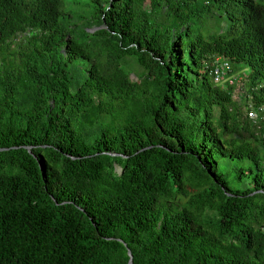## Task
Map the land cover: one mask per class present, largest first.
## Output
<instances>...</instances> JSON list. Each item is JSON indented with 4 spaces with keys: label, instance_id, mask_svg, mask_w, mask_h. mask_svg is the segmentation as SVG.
Wrapping results in <instances>:
<instances>
[{
    "label": "trees",
    "instance_id": "obj_1",
    "mask_svg": "<svg viewBox=\"0 0 264 264\" xmlns=\"http://www.w3.org/2000/svg\"><path fill=\"white\" fill-rule=\"evenodd\" d=\"M128 249L264 264V0H0V264Z\"/></svg>",
    "mask_w": 264,
    "mask_h": 264
},
{
    "label": "built area",
    "instance_id": "obj_2",
    "mask_svg": "<svg viewBox=\"0 0 264 264\" xmlns=\"http://www.w3.org/2000/svg\"><path fill=\"white\" fill-rule=\"evenodd\" d=\"M219 66H217L213 73V79L219 83L227 82L229 85L234 84L235 78L233 75L224 76L226 71L230 70V64L227 60H218ZM249 117L256 118L258 114L252 109L248 113Z\"/></svg>",
    "mask_w": 264,
    "mask_h": 264
},
{
    "label": "rangeland",
    "instance_id": "obj_3",
    "mask_svg": "<svg viewBox=\"0 0 264 264\" xmlns=\"http://www.w3.org/2000/svg\"><path fill=\"white\" fill-rule=\"evenodd\" d=\"M229 30H232V29H229ZM140 69H139V67L138 66H136V65H132L131 64V72L133 73V74H135L136 72H138ZM134 76V75H133ZM135 78V77H134ZM147 102H150V103H154L155 101H156V98L154 97V96H152V95H147V96H145V98H144ZM105 102H106V106H107V108L110 110L111 109V102H110V100L108 99V98H106L105 99ZM185 187L188 189V190H190V191H194V186H193V184H192V182L190 181V180H186L185 181Z\"/></svg>",
    "mask_w": 264,
    "mask_h": 264
},
{
    "label": "water",
    "instance_id": "obj_4",
    "mask_svg": "<svg viewBox=\"0 0 264 264\" xmlns=\"http://www.w3.org/2000/svg\"><path fill=\"white\" fill-rule=\"evenodd\" d=\"M128 255H129V261H128V264H132V254L130 252V250L128 249Z\"/></svg>",
    "mask_w": 264,
    "mask_h": 264
}]
</instances>
